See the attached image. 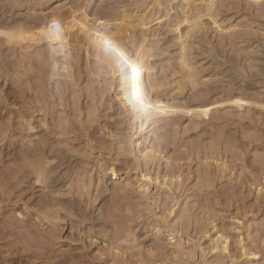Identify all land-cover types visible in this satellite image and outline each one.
<instances>
[{"label": "rangeland", "instance_id": "obj_1", "mask_svg": "<svg viewBox=\"0 0 264 264\" xmlns=\"http://www.w3.org/2000/svg\"><path fill=\"white\" fill-rule=\"evenodd\" d=\"M111 1L0 0V264H264V0H214L229 4V19L219 17L218 29L203 17L192 32L177 2ZM111 10L134 19L122 33L135 40L130 51L146 48L149 59L165 51L150 61L170 81L180 78L174 66L188 47L202 104L165 101L176 111L141 126L116 69L106 76L95 62L103 54L88 44L93 25L112 32ZM52 19L60 41L46 37ZM60 123L64 131L53 132ZM41 140L55 152L40 162L66 164L49 191L27 180L17 186L15 172L34 161L25 157ZM143 154L151 156L149 182L138 166ZM223 243L227 251L214 249Z\"/></svg>", "mask_w": 264, "mask_h": 264}, {"label": "bare ground", "instance_id": "obj_2", "mask_svg": "<svg viewBox=\"0 0 264 264\" xmlns=\"http://www.w3.org/2000/svg\"><path fill=\"white\" fill-rule=\"evenodd\" d=\"M39 1V0H38ZM111 1V0H110ZM140 1V0H139ZM154 1H156V0H154ZM168 1L169 0H167V3H168ZM258 2L260 1V0H257ZM22 2V1H21ZM81 2V1H80ZM111 2H113V1H111ZM118 2V1H117ZM136 3H137V1H135ZM143 2V1H142ZM148 2V1H147ZM160 2V1H159ZM158 1H157V3H159ZM163 2V1H162ZM165 3H166V1H164ZM163 2V3H164ZM172 2H177L176 4L179 6V4H180V7H181V9H182V19H183V23L186 25V24H191V26H189V28H190V31H191V29L192 28H194V27H197L198 26V24H197V22H199L198 20H201L203 17L204 18H206V17H208L210 20H211V24L212 25H214L216 28H220V26H221V24H220V22H219V17H225V18H228L229 16V12H230V10L229 11H225L224 9H222V8H224V7H227V5H228V7H230L229 6V4H224V3H219L218 5L214 2V0H181L180 2L178 1V0H170V3H172ZM223 2V1H222ZM47 3V2H46ZM50 3V2H49ZM149 3H150V1H149ZM152 3H153V5L155 6V4H157V3H154L153 2V0H152ZM161 3V2H160ZM159 3V4H160ZM159 4H158V6H159ZM173 4V3H172ZM231 5H235L234 3H230ZM258 4V3H257ZM262 4V3H261ZM260 4V5H261ZM21 5V4H20ZM161 5V4H160ZM169 5V4H168ZM259 5V4H258ZM18 6V5H17ZM22 6V5H21ZM102 6V5H101ZM107 6V5H106ZM140 6H141V4H140ZM147 6H148V3H147ZM152 6V5H151ZM151 6L149 7V8H151ZM167 6V5H166ZM173 6V5H172ZM172 6H171V4H170V9L169 10H171V9H173L174 11L173 12H175V9L174 8H172ZM176 6V5H175ZM237 6V5H236ZM239 6V5H238ZM85 7V6H84ZM123 7H125V6H123ZM138 7H139V5H138ZM137 7V8H138ZM160 7V6H159ZM165 7V6H164ZM67 8V7H66ZM73 8V7H72ZM91 8V7H90ZM143 8V7H142ZM167 8H169V7H167ZM203 8V9H202ZM258 8V7H257ZM264 8V7H263ZM112 9V8H111ZM118 9V8H117ZM147 9V8H146ZM226 9V8H225ZM107 10H110V9H108L107 8ZM113 10V9H112ZM112 10H111V12L110 13H112L113 14V12H112ZM119 10V9H118ZM117 10V11H118ZM151 10V9H150ZM163 10V9H162ZM178 10V9H177ZM232 10V9H231ZM237 10V9H236ZM132 11H134V10H132ZM138 11V10H137ZM136 11V12H137ZM148 11H149V9H148ZM157 11H158V9H157ZM167 11H168V9H167ZM167 11H165V12H167ZM241 11V10H240ZM245 11V10H244ZM69 12V11H68ZM72 12V10L69 12V13H71ZM106 12H108V11H106ZM128 12V11H127ZM171 12V11H170ZM76 13V12H75ZM82 13H84V12H82ZM102 13V12H101ZM109 13V14H110ZM131 13V12H130ZM130 13H128V14H130ZM172 13V12H171ZM72 14V13H71ZM85 14V13H84ZM106 14L107 13H105V15H102V14H100V15H102L103 17L104 16H106ZM168 14V13H167ZM166 14V15H167ZM176 14V13H175ZM236 14H239V13H236ZM67 15V14H66ZM75 15V14H74ZM86 15H88V14H86ZM125 15H126V13H125ZM125 15H115V12H114V14L111 16L110 15V18H109V15L108 16H106L107 18H109L110 20H112V23H113V21L115 22L116 21V23H115V26L113 27V29H115V30H113L112 29V27L111 26H113V25H109L108 26V30H109V28H111L112 30V32L110 33V31L108 32L109 34H107V33H105V34H107L108 36H110V38L111 39H113L114 41H116V42H118V44H119V46L121 47V48H127V49H129V50H131L130 48H131V46L132 45H136V44H133L132 43V45H129L131 42V40L132 41H134V43H135V40H133V39H131L130 41H129V43L127 42V39L129 38L128 37V35L129 34H127V39H126V37H123V36H125L126 34H123L122 35V33L124 32L125 33V31H126V29H128V28H126V27H128V26H126L125 24H130L131 22H132V19L130 20V18H128V16H125ZM153 15V14H152ZM165 15V14H164ZM165 15V16H166ZM179 15V14H178ZM55 16H57V15H54V17ZM93 16V15H92ZM132 16V15H131ZM168 17H169V15H167ZM180 16V15H179ZM251 16H253V14H251ZM251 16H249V17H251ZM59 17H61V16H59ZM90 17V16H89ZM94 17V16H93ZM256 17V16H255ZM58 18V17H57ZM82 18V17H81ZM98 18V17H97ZM101 18V17H100ZM106 18V19H107ZM144 18H146V17H144ZM165 18V17H164ZM170 18V17H169ZM179 18H181V17H178V19L177 20H179ZM63 19V18H62ZM61 19V20H62ZM68 19V18H67ZM108 19V20H109ZM151 19V18H150ZM173 19V18H172ZM229 19V18H228ZM251 19V18H250ZM53 20V19H52ZM56 20V19H55ZM58 20H60V19H58ZM71 20V19H70ZM77 19H73V21L72 22H74V21H76ZM83 20V19H82ZM90 20V19H89ZM89 20L87 21V22H89ZM95 20H96V18H95ZM99 20V19H98ZM134 20V19H133ZM152 20H153V18H152ZM168 20H170V19H168ZM167 20V21H168ZM173 20H175V19H173ZM203 20V19H202ZM205 20V19H204ZM253 20V19H252ZM84 21V23L86 22L85 20H83ZM90 21H93V20H90ZM142 21H143V19H142ZM161 21V20H160ZM182 21V20H181ZM108 22V21H107ZM145 22V21H144ZM143 22V23H144ZM171 22V21H170ZM169 22V23H170ZM91 23H94V22H91ZM98 23V22H97ZM104 23H105V21H104ZM109 23V22H108ZM140 23V22H139ZM200 23V22H199ZM201 23H203V22H201ZM90 24V23H89ZM89 24H86V25H89ZM96 24V23H95ZM131 24H133V22L131 23ZM137 24V23H136ZM141 24V23H140ZM148 24V23H147ZM151 24H152V22H151ZM159 24V23H158ZM166 24V23H165ZM168 24V23H167ZM172 24V23H171ZM176 24V23H175ZM175 24H173L174 26H173V28L175 27V29L174 30H176V31H179L180 30V26H181V24H176V26H175ZM254 24V23H253ZM65 25V24H64ZM104 25V24H103ZM146 25V24H145ZM261 25V24H260ZM126 26V27H125ZM137 26H139V25H137ZM148 26V25H147ZM159 26V25H158ZM85 27V26H84ZM87 27V26H86ZM141 27H142V25H141ZM163 27V26H162ZM102 28V27H101ZM107 28V27H106ZM126 28V29H125ZM136 28V27H135ZM140 27H138V29H139ZM197 28H199V27H197ZM85 29H87V28H85ZM130 29V28H129ZM131 29H133V28H131ZM202 29V28H201ZM106 30V29H105ZM105 30H103V31H105ZM125 30V31H124ZM136 30V29H135ZM146 31H147V29H145ZM149 30V29H148ZM196 30V29H195ZM221 30V29H220ZM107 31V30H106ZM105 31V32H106ZM132 31V30H131ZM168 31V30H167ZM173 31V30H172ZM63 32V31H62ZM89 32H90V30H89ZM127 32H128V30H127ZM138 32V31H137ZM139 32H143L144 33V30L143 31H139ZM171 32V31H170ZM180 32V31H179ZM178 32V33H179ZM192 32V31H191ZM191 32H189L188 34H190ZM198 32V31H197ZM201 32V31H200ZM199 32V33H200ZM223 32V31H222ZM140 33V34H141ZM166 33V32H165ZM186 33V32H185ZM139 34V35H140ZM171 34V33H170ZM192 34V33H191ZM205 34H206V32H205ZM66 35V34H65ZM134 35V34H133ZM138 35V36H139ZM142 35V34H141ZM177 35V34H176ZM185 35H187V33L185 34ZM226 35V34H225ZM89 36H91V38H92V36H93V34H91V35H89ZM122 36V37H121ZM130 36V35H129ZM137 36V37H138ZM146 36H148V34H146ZM155 36V35H154ZM156 36H158V35H156ZM160 36V35H159ZM190 36H192V35H190ZM189 36V37H190ZM207 36V35H206ZM46 37H49V36H46ZM132 37V36H131ZM130 37V38H131ZM136 37V38H137ZM142 37V36H141ZM144 37V36H143ZM181 37V36H180ZM183 37V36H182ZM181 37V38H182ZM185 37V36H184ZM188 37V36H187ZM233 37V36H232ZM73 38V37H72ZM93 38H94V36H93ZM91 39L90 40V38H89V40H88V44H89V46H91V43L92 42H90V41H94V39ZM134 38V37H133ZM135 38V39H136ZM149 37H146V40L148 39ZM160 38V37H159ZM181 38L180 39H178V40H180L179 42H182V40H181ZM244 38V37H243ZM139 39H140V36H139ZM185 39V38H184ZM200 39V38H199ZM145 40V37H144V39H143V41H146ZM152 40V39H151ZM151 40H149V41H151ZM194 40V39H193ZM201 40H202V38H201ZM255 40V39H254ZM264 40V39H263ZM137 41V40H136ZM143 41H142V38H141V42H140V45L143 43ZM148 41V40H147ZM146 41V42H147ZM148 41V42H149ZM155 41V40H154ZM177 41V40H176ZM199 41V40H198ZM205 41H207V39H205ZM222 41V40H221ZM137 42H139V41H137ZM146 42H144L145 43V45H147L146 44ZM159 42V41H158ZM187 42V41H186ZM199 42H201V41H199ZM220 42V41H219ZM224 42V41H223ZM127 43V44H126ZM154 43V42H153ZM155 43L157 44V42L155 41ZM161 43V42H160ZM179 44V43H178ZM181 44V43H180ZM183 44L184 43H182V49H181V52H180V50H179V53H181V55H180V58L177 60V62L175 63V69H176V71L179 73L178 75H181L180 76V78H178L177 79V81H176V83H175V81L173 80H171L170 81V78L168 79V78H166V76H164V74H166V68H165V66L167 65L168 66V64L166 63V61H159V63H161V66H163L166 70L165 71H163V68H161L160 66V68H161V70H159L160 68H157V64L156 63H154V62H152V61H150V60H152V59H154V57H157L158 56V53H157V55H154V56H151L150 57V59H149V56H147V52H145V45H144V48L145 49H143L144 50V52L142 53V52H140V53H142V54H140V56H139V61H140V63L143 65V72H142V80H143V82L145 83V85L147 86V90H148V94L149 95H153L155 98H156V100H157V103L158 104H161V103H164L165 101H167L166 103H168V102H170V101H172V102H175L176 100H186L187 101V103H189L190 101L189 100H195V99H197L196 100V102L198 101V99H199V103H201V100L200 99H202V98H205L206 97V95H205V97H203V90H201V88H200V90L199 89H197L198 87L197 86H199L200 85V81L199 80H197V78L196 77H198L199 78V76H196V74H195V72H197V71H195L196 70V68H195V70H194V66L190 63V56H191V54H189V50L186 52V48H188V47H186V45H184L183 46ZM187 44H189V42L187 43ZM197 44V43H196ZM208 44V43H207ZM207 44H206V46H207ZM223 44V43H222ZM222 44H220V45H222ZM93 45H94V43H93ZM138 45H139V43H138ZM140 45H139V47L138 46H136V48L138 47L139 49H140ZM176 45V44H175ZM199 45H200V43H199ZM202 45V44H201ZM211 45V44H210ZM95 46H96V44H95ZM130 46V47H129ZM148 46V45H147ZM152 46V45H151ZM158 46H159V44H158ZM157 46V47H158ZM168 46V45H167ZM172 46V45H171ZM174 46V45H173ZM97 47V46H96ZM129 47V48H128ZM141 47H143V45H141ZM149 47H150V45H149ZM156 47V48H157ZM179 47V46H178ZM185 47V48H184ZM222 47V46H221ZM93 48H95V47H93ZM133 48V47H132ZM166 48V47H165ZM203 48V47H202ZM209 48V47H208ZM149 49V48H148ZM163 49V48H162ZM190 49V48H189ZM213 49V51H215L214 50V48H212ZM151 50V49H150ZM156 50V49H155ZM165 50V49H164ZM184 50H185V52H184ZM190 50H192V49H190ZM208 50H210V49H208ZM95 51H98V49L96 48V50ZM135 51V50H134ZM147 51V50H146ZM149 51V50H148ZM154 51V50H153ZM152 51V52H153ZM160 51V50H159ZM158 51V49H157V52H159ZM224 51H225V49H224ZM132 52V51H131ZM151 52V51H150ZM156 52V51H155ZM165 52V51H164ZM163 52V53H164ZM169 52V51H168ZM192 52H193V50H192ZM205 52V51H204ZM203 52V53H204ZM217 52V51H216ZM216 52H214V53H216ZM96 53H98V52H96ZM100 54H102L101 52H99ZM134 53V52H133ZM136 53V52H135ZM160 53H162L161 51H160ZM162 53V54H163ZM178 53V52H177ZM176 53V54H177ZM213 53V52H212ZM227 53V52H226ZM150 54V53H149ZM148 54V55H149ZM153 54V53H152ZM162 54H160L159 56H160V58H161V60H163V58L161 57L162 56ZM165 54H167V52L165 53ZM208 54H210V53H208ZM222 54V53H221ZM151 55V54H150ZM204 55H206V54H204ZM203 55V56H204ZM259 55V54H258ZM146 56L148 57V59H147V61H145V59H146ZM158 56V57H159ZM198 57V56H197ZM217 57V56H216ZM222 57V56H221ZM152 58V59H151ZM171 58V57H170ZM173 58V57H172ZM175 58V57H174ZM177 58V57H176ZM195 58V57H194ZM229 58V57H228ZM157 59H159V58H157ZM169 59V58H168ZM66 60V59H65ZM155 60V59H154ZM153 60V61H154ZM160 60V59H159ZM164 60H165V58H164ZM170 60V59H169ZM216 60V59H215ZM218 60V59H217ZM173 61H175V60H173ZM225 61V60H224ZM64 62V61H63ZM96 62V64L99 66V69H101V70H103L104 71V74L107 76V74L106 73H109L110 71H114V69H115V67L102 55V58H100L99 60H96L95 61ZM158 62V61H157ZM169 62V61H168ZM65 63V62H64ZM63 63V64H64ZM166 63V64H165ZM171 62H169V64H170ZM241 63V62H240ZM66 64V63H65ZM70 64H72V63H70ZM156 64V65H155ZM172 64V63H171ZM226 65V64H225ZM224 65V66H225ZM241 65V64H240ZM172 66V65H171ZM170 66V67H171ZM251 67V66H250ZM169 68V67H168ZM223 68V67H222ZM242 69V68H241ZM223 70V69H222ZM175 71V72H176ZM195 71V72H194ZM256 71H257V69H256ZM176 72V73H177ZM261 72V71H260ZM260 72H259V74H260ZM223 73H224V71H223ZM222 73V74H223ZM226 73V72H225ZM251 73V72H250ZM264 72L262 71V74H263ZM253 74V73H252ZM261 74V75H262ZM174 75V74H173ZM177 75V76H178ZM170 76V75H169ZM216 76V75H215ZM226 76V75H225ZM247 76H249V78H250V75H247ZM253 76V75H252ZM212 77V76H211ZM224 77V76H223ZM258 77V76H257ZM218 78H220L221 79V77H219L218 76ZM241 80V79H240ZM243 80V79H242ZM241 80V81H242ZM248 80V79H247ZM187 81H189V82H191V84H192V86H191V84L188 82V84H190V88H191V91H192V93H189V94H191V96H189L190 98H188V96H187V94L185 93L186 92V88L184 89V87H188V86H184L183 88H182V85H183V83H184V85H187L185 82H187ZM228 81V80H227ZM244 81L245 80H243V83H244ZM95 82V81H94ZM98 82V81H97ZM178 82V83H177ZM180 82V83H179ZM202 82V81H201ZM259 82V81H258ZM175 83V86H176V84H178L177 86H179V87H175L173 84ZM212 83V82H211ZM231 83V82H230ZM246 84H247V81H246ZM211 85V84H210ZM264 85V84H263ZM180 86H181V88H180ZM201 86V85H200ZM199 86V87H200ZM214 86V85H213ZM251 86V85H250ZM197 87V88H196ZM202 87V86H201ZM215 87V86H214ZM227 87V86H226ZM245 87V86H244ZM210 88V87H209ZM210 90V89H209ZM208 90V91H209ZM215 89H213V91H214ZM211 91H212V89H211ZM207 92V91H206ZM208 93V92H207ZM213 93V92H212ZM208 94H210V92L208 93ZM94 95V94H93ZM95 97V96H94ZM42 98V97H41ZM206 99V98H205ZM43 102L45 101V102H47V100L46 99H41ZM204 101H206V100H204ZM73 102H75V101H73ZM179 102V101H178ZM192 102H194V101H192ZM202 102H203V99H202ZM39 103H41V101L39 102ZM78 103V102H77ZM171 103V102H170ZM186 103V102H185ZM88 104H90V103H88ZM92 104V103H91ZM95 104V103H94ZM202 104V103H201ZM171 106H178V104H171ZM37 108L38 109H44L43 108V104L42 105H40L39 104V107L37 106ZM95 110V109H94ZM38 112H40V110L38 111ZM94 114V113H93ZM92 115V114H91ZM63 125L60 123L59 125H57V126H55V124H53L52 125V127H53V132H58V133H60V131H64V127H62ZM55 127H57V130H56V128ZM121 149V148H120ZM122 149H124L123 147H122ZM127 150V149H126ZM28 151H29V154H26V157L25 158H29V159H33L34 161L32 162V163H30L28 166H20L19 168H18V170H17V172H15V179H14V181L16 182V184H17V186L19 185H21L22 183H24L25 182V180H27V182L29 183V184H31V182H34L33 184H31L30 186L32 187V188H39L40 186L43 188V190L44 191H49L50 189H51V185H53V183L54 182H56L55 181V179H54V177H52L51 175L54 173L53 171H55V170H58V169H60V168H62V167H64V165L66 164V162H61L60 160L62 159H60L59 161H57V164H55V165H51V166H49V165H47V164H43V162H40V161H44V160H46V159H49L50 157H51V155L52 154H54V149L52 148V147H50V145L48 144V141L47 142H45V141H42L41 140V142H38L37 144H36V146H34V148H30V149H28ZM124 151H125V149H124ZM123 151V152H124ZM57 152V151H56ZM65 155V154H64ZM150 156V155H149ZM148 155H142V161L140 162V163H144V165H145V167L143 168V167H141V164H139L138 166H139V170H140V175H141V177L144 179V180H146L145 182H149V181H151V178H150V170H149V165L150 164H152V162L151 161H149V158L151 157H149ZM63 157V156H62ZM149 157V158H148ZM148 159V160H147ZM55 160V159H54ZM126 164H129V162L128 161H126L125 162ZM69 164H70V162H69ZM78 164H80L81 165V163H78ZM86 165V164H85ZM79 167H81V166H79ZM76 168H78V167H76ZM83 168V167H82ZM67 170V169H66ZM109 170L111 171V175L116 179L117 178V173H116V171H115V168L114 167H111V168H109ZM74 171V170H73ZM77 171V170H76ZM68 172V171H67ZM79 172V171H78ZM55 175V174H54ZM79 176V175H78ZM57 179V178H56ZM12 180V179H11ZM38 181H40L39 183H38ZM47 181H49V183L47 182ZM46 183H48L47 185H46ZM166 184V183H165ZM43 185V186H42ZM54 186V185H53ZM52 186V187H53ZM147 187H148V185H147V183L146 184H144V187H143V189H144V191L146 192L147 191ZM142 189V188H141ZM42 190V191H43ZM103 190V189H102ZM47 193V192H46ZM51 194V193H50ZM44 196H46L47 197V195L48 194H46L45 195V193L43 194ZM50 196V195H49ZM113 206V205H112ZM100 207H103V206H100ZM110 207V206H109ZM108 207V208H109ZM104 210V209H103ZM107 210V209H106ZM105 210V211H106ZM110 210H111V208H110ZM101 211V210H100ZM108 211V210H107ZM112 213V212H111ZM102 214V213H101ZM108 214V213H107ZM113 214V213H112ZM19 216V218L22 216V215H18ZM102 216V215H101ZM100 216V217H101ZM102 218V217H101ZM105 218V217H104ZM114 218V217H113ZM18 219V218H17ZM115 220H117V219H115ZM102 221H103V219H102ZM108 221V220H107ZM115 222V221H114ZM103 226V225H102ZM221 239V238H220ZM220 239H218V240H220ZM216 245V244H215ZM214 249H217V250H222V251H227L228 250V247H227V245H226V243H223L221 246H219V245H217V246H215L214 247ZM250 256H252V254H250Z\"/></svg>", "mask_w": 264, "mask_h": 264}, {"label": "snow or ice", "instance_id": "obj_3", "mask_svg": "<svg viewBox=\"0 0 264 264\" xmlns=\"http://www.w3.org/2000/svg\"><path fill=\"white\" fill-rule=\"evenodd\" d=\"M100 23L102 25L104 21L101 20ZM93 28L96 33L94 43L99 52L115 67L116 72L114 74L118 76V82L124 92V99L130 113L134 118L141 121V126L149 120L155 122L160 116L176 111L174 108L168 109L162 105L154 104L149 97L147 86L142 80L143 65L138 59L139 53L121 48L118 42L103 32L101 27L93 25ZM61 33V25L53 19L47 28L49 39L60 41L62 40ZM0 35L4 34L0 33ZM236 103H240V101ZM203 111L206 114L209 109L205 108Z\"/></svg>", "mask_w": 264, "mask_h": 264}]
</instances>
